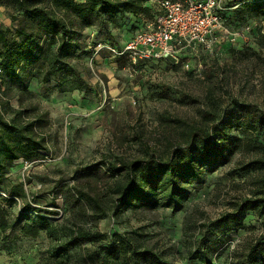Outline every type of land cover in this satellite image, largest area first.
<instances>
[{
	"label": "rangeland",
	"instance_id": "rangeland-1",
	"mask_svg": "<svg viewBox=\"0 0 264 264\" xmlns=\"http://www.w3.org/2000/svg\"><path fill=\"white\" fill-rule=\"evenodd\" d=\"M150 2L157 15L161 0ZM145 17V24L154 20ZM17 25L0 0V26ZM258 26L264 34V21ZM132 32L115 29L113 37L123 46ZM94 34L95 29L90 28L82 40L107 37ZM219 45L214 55H205L219 70L210 77L204 67L199 73V59L183 56L171 62L156 60L134 71L115 59L109 49L101 48L95 55L75 58L76 77L68 74L61 86L56 78L44 86L33 79L31 96L22 97L3 84L0 93L12 106L17 108L22 103L32 117L42 115L38 132L46 138L48 155L29 165L18 160L8 174L10 183L21 187L25 195L15 196L11 204L2 202L7 223L13 225L4 230L0 223V264H57L53 246L59 240L45 231L30 236L21 229L39 213L57 225L61 240L78 227L134 237V260L138 264H149L144 255L149 251L160 253L171 264H200L188 257L202 244L209 246L213 264H234L235 255L264 232V217L253 209L240 221H221L225 215L239 212L244 198H255L259 185L260 176H254V166L250 165L253 156L241 148L226 165H206L188 189L185 202L177 207L121 209L112 199L109 215L97 219L90 207L78 213L69 193V189L74 192L80 187L105 193L112 176L107 164L99 161L143 156L146 144L166 155L175 146L189 142L187 133L204 119L206 111L233 113L237 101L264 110V37L242 33L238 25V40ZM84 48L90 49L89 43ZM80 81L84 82L81 86ZM232 134L241 136L238 129ZM85 167L93 171L87 176L94 179L86 177ZM29 201L34 209L26 210ZM204 235L209 240L202 239ZM96 246L83 244L74 251L72 262L88 264L87 255Z\"/></svg>",
	"mask_w": 264,
	"mask_h": 264
},
{
	"label": "trees",
	"instance_id": "trees-1",
	"mask_svg": "<svg viewBox=\"0 0 264 264\" xmlns=\"http://www.w3.org/2000/svg\"><path fill=\"white\" fill-rule=\"evenodd\" d=\"M1 1L9 11L13 23L18 25L0 26V87L3 84L8 85L9 89L17 90L22 97L31 96L30 81L33 79L44 86L50 79L56 78L59 79L57 85L61 86L62 78H67L68 74L76 77L73 61L88 53L95 55L99 51L98 44H102L103 49L111 46L121 51L136 33L146 28L148 24L144 23L146 15L155 21L163 12L161 7L156 15L150 0ZM222 6L220 14L228 28L238 31L239 25L242 33H258L264 37L261 26H258L259 22L264 21V0H224ZM90 28L95 29L94 35L97 38L102 33L107 37L84 42L82 40L86 38L84 33ZM122 28L125 29L126 34L132 31L133 34H129L125 44L119 46L113 37V31ZM237 40L238 38L235 41ZM235 41H225V45H231ZM88 43L90 49L84 48ZM112 54L115 59L125 63V67L134 71L142 70L147 64L156 60L166 62L172 60L162 58L134 62L128 54ZM205 55L211 54L201 52L197 57H184L199 59L202 65L201 70L198 67L199 73L204 72V67L210 77L219 70L207 62ZM1 94L2 92L0 93V223L2 228L7 230L13 223H7L5 216L7 210L2 206V202L11 204L15 202V196L25 195L21 187L10 183L8 174L18 160L32 163L37 158L48 155L45 154L48 147L45 136L38 132L43 121L42 115L37 113L32 117L22 103L16 108ZM237 102V108L233 113L226 110L206 111L204 119L193 131L187 133L189 142L175 146L166 155L159 154L146 144V152L143 156L134 158L119 156L111 162L107 159L99 161V164H107L112 176L111 186L103 194L85 187L76 188L74 192L73 189H69L75 202L72 205L78 207V213L90 207L97 219L109 215L112 199L121 209L158 211L161 207H177L185 202L189 195L188 189L199 179L206 165L216 163L226 165L231 161L235 151L241 148L253 156L250 165L254 166V176H260L259 185L255 198H244L238 209L239 212L229 213L221 221L228 219L240 221L249 209L264 217V110L252 104ZM235 129L241 134L240 138L233 136L232 132ZM83 171L89 180L94 179V176H87L93 172L88 167L83 168ZM24 208L34 209L30 201ZM21 229L24 234L30 236H38L45 231L52 238L59 240L60 243L53 246V255L58 257L57 264H74L72 262L74 251L80 250L83 244L89 243L97 246L87 255L88 264H133L134 262L138 264V261L134 260V255L137 253L134 237L93 232L78 227L72 230V234H69L66 240H61L57 225L41 213L31 223L23 224ZM202 239L209 240L206 235ZM144 255L148 256L149 264H171L158 252L149 251ZM188 258L197 259L200 264H213L209 246L205 248L204 244L199 245ZM234 259V264H264V232L259 238L249 242Z\"/></svg>",
	"mask_w": 264,
	"mask_h": 264
},
{
	"label": "built area",
	"instance_id": "built-area-1",
	"mask_svg": "<svg viewBox=\"0 0 264 264\" xmlns=\"http://www.w3.org/2000/svg\"><path fill=\"white\" fill-rule=\"evenodd\" d=\"M224 0H161L163 12L146 28L136 33L116 54H128L132 61L214 55L225 41H235L238 31L224 24L220 10ZM98 44L97 50L103 48ZM202 65H199V70ZM29 165L28 162H23Z\"/></svg>",
	"mask_w": 264,
	"mask_h": 264
},
{
	"label": "water",
	"instance_id": "water-1",
	"mask_svg": "<svg viewBox=\"0 0 264 264\" xmlns=\"http://www.w3.org/2000/svg\"><path fill=\"white\" fill-rule=\"evenodd\" d=\"M170 59H172V58H170Z\"/></svg>",
	"mask_w": 264,
	"mask_h": 264
}]
</instances>
